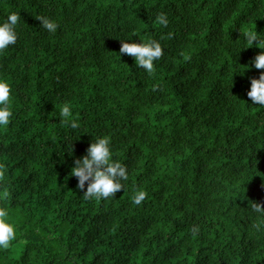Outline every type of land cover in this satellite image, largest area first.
Instances as JSON below:
<instances>
[{"label":"trees","instance_id":"obj_1","mask_svg":"<svg viewBox=\"0 0 264 264\" xmlns=\"http://www.w3.org/2000/svg\"><path fill=\"white\" fill-rule=\"evenodd\" d=\"M11 12L0 207L16 239L0 264H264V106L247 96L264 49L244 41L264 33V0H0V22ZM148 39L163 49L151 73L119 52ZM102 136L128 178L85 199L71 168Z\"/></svg>","mask_w":264,"mask_h":264},{"label":"clouds","instance_id":"obj_2","mask_svg":"<svg viewBox=\"0 0 264 264\" xmlns=\"http://www.w3.org/2000/svg\"><path fill=\"white\" fill-rule=\"evenodd\" d=\"M38 20L41 21V26L48 32L55 33L57 31L58 25L55 21L43 16L38 17ZM156 20L160 25L166 26L168 24V20L163 13L159 14ZM19 21L20 14L11 12L6 20L0 22V54L7 50L10 45L16 44ZM244 41L248 47H251L253 42L257 41V46L264 49V33L262 32L249 31L244 35ZM119 52L133 57L136 67L143 68L148 73L154 71V61L159 60L163 55L162 46L155 39L140 40L139 43L133 40H121ZM251 64L256 69H264V51L259 52L251 61ZM247 96L251 98L252 104L264 106V71L260 72L258 78L251 79ZM11 104V85L6 79L0 78V128H6L11 121L13 116ZM60 115L64 118L62 123L72 129L79 127L78 120L73 116L67 104L60 110ZM68 153L72 155V148ZM70 175L78 178L77 186L80 189H84L85 182H88L87 189L83 194L85 199L114 198L119 190L124 189L122 181L128 178L126 165L113 158L111 141L108 136L96 137L95 140H92L86 150V155L75 159ZM6 180L7 167L0 163V182H6ZM146 196V191H136L132 196V201L134 204L139 205ZM255 208L258 212L264 210L259 204H255ZM15 239L16 228L10 222L9 210L7 207H0V248H8Z\"/></svg>","mask_w":264,"mask_h":264}]
</instances>
